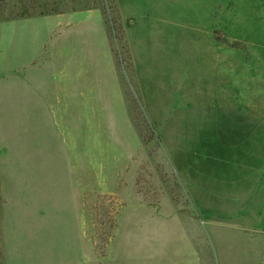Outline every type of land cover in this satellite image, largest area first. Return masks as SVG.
Returning a JSON list of instances; mask_svg holds the SVG:
<instances>
[{
	"label": "rangeland",
	"instance_id": "rangeland-1",
	"mask_svg": "<svg viewBox=\"0 0 264 264\" xmlns=\"http://www.w3.org/2000/svg\"><path fill=\"white\" fill-rule=\"evenodd\" d=\"M89 8L137 130L116 108L105 145L43 109L64 27L30 19ZM129 30L156 45L155 130ZM102 185L125 192L73 193ZM0 264H264V0H0Z\"/></svg>",
	"mask_w": 264,
	"mask_h": 264
},
{
	"label": "crops",
	"instance_id": "crops-1",
	"mask_svg": "<svg viewBox=\"0 0 264 264\" xmlns=\"http://www.w3.org/2000/svg\"><path fill=\"white\" fill-rule=\"evenodd\" d=\"M95 17H97V20H95L96 24L100 23L101 18H103V14L97 8L59 12L52 15L48 14L30 18H52L57 22L58 27H64L61 30L63 33L61 41L59 40L60 42L54 45V48H52L54 50L48 59L51 64L55 57H59V69L53 73L52 80H46L48 87L43 90L41 102L47 115L49 116L52 114L54 116V121L57 126L59 125V116L62 115L67 124V129L70 130L72 128L74 130L73 138L75 139V143L80 144L82 132H86V135L89 136L85 141L86 145L93 143L95 139V126L97 124V140H101L103 144L106 139L108 140L109 131L113 129V124L115 123L116 108L121 111L123 119L127 118V123L131 128L135 129L128 112L122 82L119 77L117 64L109 44L106 30L103 31L105 44L103 48L100 49L101 52L98 54L97 58L92 57L93 52L96 50L93 37L95 28L91 23L89 24V22L91 18L95 19ZM65 33H68L69 37L74 40H84L83 44L85 45L86 53L82 55L81 61L80 59L71 61L68 58V52L64 51L65 48H67V43L62 42ZM131 34L129 30V44L142 91L144 105L148 114L154 115L159 109L163 110V107L162 103L160 104V101H156L154 96L157 90L154 87L156 85L154 77L151 75H154V70L156 69L152 66H147L146 62L149 63L148 54L151 53L152 57L155 55L156 48L154 46L156 45L149 42L148 38L143 39L140 37V39L143 40L137 42ZM147 42L150 43L151 47L146 44ZM75 43L76 41H74V44ZM149 49L152 51H149ZM162 59H164V55ZM157 60L160 62L159 58H157ZM160 63L162 64L163 62ZM168 66L169 64H166V67ZM57 90L59 92L55 93ZM64 113H66V115H64ZM101 158H103L105 162L100 169L101 171L94 169V167L90 169L91 172L97 173V175H94L96 178L99 177L98 172L101 173V177H109V175L105 173V168L109 167L107 163L111 161L117 162L119 160V157H109L112 158L110 161H108L109 158L104 159L103 156H101ZM125 158L126 157H124L123 160H125ZM93 160V157H91V161ZM96 160H98V157ZM90 171L88 172L91 173ZM79 176H81V174ZM106 186L108 185H102L100 189L99 187L82 188L73 186V193L97 194L100 192H111L121 194V192H125L123 189L124 186L123 188L121 187L120 190L110 189ZM66 192H69V190H66Z\"/></svg>",
	"mask_w": 264,
	"mask_h": 264
},
{
	"label": "trees",
	"instance_id": "trees-1",
	"mask_svg": "<svg viewBox=\"0 0 264 264\" xmlns=\"http://www.w3.org/2000/svg\"><path fill=\"white\" fill-rule=\"evenodd\" d=\"M136 76H137V73H136ZM137 80H138L137 84H138V93H139V104H140V107L142 108V114L144 115L145 120L147 121V123H148V125L150 126V128H151L152 130H155L154 127H153V125L150 123V120L148 119V116H147L148 112H147V110H146V108H145V105H144L143 96H142V91H141V87H140V85H139L140 83H139L138 76H137ZM130 113H131V112H130ZM131 115H132V113H131ZM158 139H159V136H158Z\"/></svg>",
	"mask_w": 264,
	"mask_h": 264
}]
</instances>
